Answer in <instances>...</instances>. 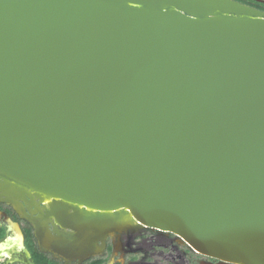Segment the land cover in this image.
I'll return each mask as SVG.
<instances>
[{
	"label": "water",
	"instance_id": "water-1",
	"mask_svg": "<svg viewBox=\"0 0 264 264\" xmlns=\"http://www.w3.org/2000/svg\"><path fill=\"white\" fill-rule=\"evenodd\" d=\"M0 203L76 264L124 212L264 264V10L0 0Z\"/></svg>",
	"mask_w": 264,
	"mask_h": 264
},
{
	"label": "flooded vegetation",
	"instance_id": "flooded-vegetation-1",
	"mask_svg": "<svg viewBox=\"0 0 264 264\" xmlns=\"http://www.w3.org/2000/svg\"><path fill=\"white\" fill-rule=\"evenodd\" d=\"M30 231V237L27 235ZM132 233L129 241L125 231L114 233V240L105 242L104 249L95 256L108 254L107 264H218L219 260L193 252L176 235L148 227L128 229ZM19 234L21 246L14 248L11 257L0 255V264H38L33 250L40 253V259L51 264H76L56 253L44 249L36 237L34 225L20 217L13 206L0 203V243L7 237ZM121 241V248L117 242ZM129 242V244L126 243ZM120 253H123L122 255ZM92 257V256H91ZM80 264V263H79ZM221 264V263H219Z\"/></svg>",
	"mask_w": 264,
	"mask_h": 264
},
{
	"label": "bare ground",
	"instance_id": "bare-ground-1",
	"mask_svg": "<svg viewBox=\"0 0 264 264\" xmlns=\"http://www.w3.org/2000/svg\"><path fill=\"white\" fill-rule=\"evenodd\" d=\"M40 201L43 202V204H47L51 200H50L49 196L43 195V197L40 198ZM118 212L119 211L117 210L116 214H118ZM115 219L119 220V222L121 224L119 226H121V228H124V229H127L128 227L133 228V227L141 226L135 221V219L129 213H126L125 216L120 215V216L115 217L111 223H114L116 221ZM110 225H113V224H110ZM19 246H21L20 237H19V234L16 233V235L14 237H7L5 240H3L0 243V255L3 254V255L11 257L12 250L14 248L19 247ZM219 262L221 264H231V263L225 262L223 260H219Z\"/></svg>",
	"mask_w": 264,
	"mask_h": 264
},
{
	"label": "trees",
	"instance_id": "trees-1",
	"mask_svg": "<svg viewBox=\"0 0 264 264\" xmlns=\"http://www.w3.org/2000/svg\"><path fill=\"white\" fill-rule=\"evenodd\" d=\"M237 1L251 5V6L256 7L258 9L264 10V2H262L261 0H237ZM27 235L30 237V231ZM33 252L38 258L37 259L38 264H51L47 260H43V259L41 260L40 259V253H38L36 250H33ZM107 257H108V254L101 256V257L100 256H92V257L87 258L86 260H84L80 264H103L107 260ZM54 264H60V263L56 262Z\"/></svg>",
	"mask_w": 264,
	"mask_h": 264
},
{
	"label": "rangeland",
	"instance_id": "rangeland-1",
	"mask_svg": "<svg viewBox=\"0 0 264 264\" xmlns=\"http://www.w3.org/2000/svg\"><path fill=\"white\" fill-rule=\"evenodd\" d=\"M261 1L264 2V0H261ZM125 214H126V213H122V214H120V215L125 216ZM120 215H119V216H120ZM130 228H132V227H130ZM122 229H124V228H122ZM132 229L134 230V229H136V227H133ZM67 231H68V229L66 230V232H67ZM69 231H70V230H69ZM69 231H68V232H69ZM124 231H125V234H126V236H127V240L129 241V239H130V237H131V234H133V232H132V233H130V232L128 233L127 229H125ZM66 232H65V233H66ZM113 234H114V232L109 233V235L106 237V240L109 239V240L113 241V240H114V235H113ZM106 240H105V242H106ZM128 241H126L127 244H129ZM116 246H117V248H121V241H120V240L117 242V245H116ZM120 254L122 255L123 253H120ZM65 260H66V258H65ZM219 263H220V262H218V264H219ZM107 264H112V259H111L110 262H108Z\"/></svg>",
	"mask_w": 264,
	"mask_h": 264
}]
</instances>
